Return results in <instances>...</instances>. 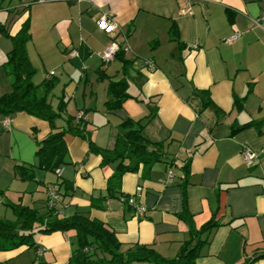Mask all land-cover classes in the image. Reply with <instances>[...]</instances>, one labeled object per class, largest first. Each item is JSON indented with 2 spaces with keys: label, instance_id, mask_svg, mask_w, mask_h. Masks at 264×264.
<instances>
[{
  "label": "crops",
  "instance_id": "1",
  "mask_svg": "<svg viewBox=\"0 0 264 264\" xmlns=\"http://www.w3.org/2000/svg\"><path fill=\"white\" fill-rule=\"evenodd\" d=\"M3 10L0 22L13 35L30 19L35 83L53 77L52 105L57 108L62 97L67 103L57 126L64 128L68 117L77 123L83 112L88 138L65 135L67 154L58 175L38 166V144L52 132L49 121L25 111L0 115V219L15 220L12 205L19 203L45 211L47 187L55 185L61 217L79 213L103 221L123 251L146 244L165 258L177 256L191 238L180 215L186 209L196 227L212 217L221 223L197 264H264V0H11ZM102 15L119 23L113 33L99 25ZM42 20L43 38L35 43ZM173 24L178 39L171 37ZM115 40L133 61L128 74L120 57L102 58ZM11 49L0 31V96L12 90L5 68ZM123 78L131 96L110 109V81ZM243 97L240 107L237 98ZM151 112L144 135L164 141L173 164L159 161L127 172L112 191L108 181L117 163L102 165L89 138L111 148L124 119ZM246 146L259 155L253 165L244 159ZM19 163L34 166L32 179L19 175ZM123 196H134L144 214ZM74 239V230L37 231L33 246L0 249V264H68Z\"/></svg>",
  "mask_w": 264,
  "mask_h": 264
},
{
  "label": "trees",
  "instance_id": "2",
  "mask_svg": "<svg viewBox=\"0 0 264 264\" xmlns=\"http://www.w3.org/2000/svg\"><path fill=\"white\" fill-rule=\"evenodd\" d=\"M0 31L12 41V49L5 62L12 90L0 96V115L10 116L16 112L25 111L49 121L52 132L38 144V166L56 171L64 163L67 154L65 135L74 133L88 138L87 123L83 117H78V122L74 124L75 117H68L64 128L60 129L57 126L56 122L63 116L67 103L62 97L57 108L52 105L51 92L56 85V80L53 77L45 79L41 83L34 81L37 68L33 65L28 54V43L32 39L30 19L25 20L20 30L14 35L1 22ZM170 33L172 38L178 39L179 31L175 24L171 27ZM115 56L123 60L124 73L128 74L133 61L124 58V49L122 48ZM128 88L129 82L125 78L110 81L111 97L107 101L110 109L122 107L124 101L131 96ZM207 92L206 90L195 91V94L204 95ZM211 103L212 101H208L204 107ZM237 104L243 107L244 97L237 98ZM216 111L221 112L220 109H216ZM153 115L154 113L151 112L140 119L130 117L124 119L119 125V131L111 148L97 146L89 138L90 149L102 156V165L117 163L116 170L108 181L112 191L120 185L121 178L125 173L137 172L142 167L149 169L156 162L168 161L169 153L166 143L151 141L144 135L145 124ZM245 125L234 127L232 133ZM167 163L170 166L173 164L172 161ZM34 169V166L22 163L17 166L19 175L26 179L34 177ZM185 181L186 186L188 176ZM184 194L186 199V191ZM12 208L16 216L15 220L0 219V249L15 248L24 244L33 246L35 244L34 234L37 231L50 233L74 230V249L68 264H125L127 262L197 264V260L201 257V250L208 242V235L221 224L216 217H212L200 227H196L191 213L185 209L180 215L189 223L191 238L182 245L177 256L165 258L154 247L146 244H135L123 251L122 242L114 230L103 221L79 213L61 217L56 205H50L48 198L45 203V211L21 203L12 205Z\"/></svg>",
  "mask_w": 264,
  "mask_h": 264
},
{
  "label": "built area",
  "instance_id": "3",
  "mask_svg": "<svg viewBox=\"0 0 264 264\" xmlns=\"http://www.w3.org/2000/svg\"><path fill=\"white\" fill-rule=\"evenodd\" d=\"M5 0H0V5L4 2ZM11 1V0H9ZM37 2H44L46 0H34ZM76 2H82L84 0H73ZM23 7L28 6V3L26 4L25 2H23ZM262 20L264 21V17H262ZM98 23L101 26V28H103L104 30H106L108 33H113L119 26V23L113 19L108 17L107 15H102L99 19H98ZM232 39H225L226 42H230L232 41ZM199 46V43L196 42L194 47ZM121 45L115 40L112 41L101 53L102 58L105 62L110 61L113 57H115L116 53L120 50ZM51 74H54V72L52 71ZM84 114L83 112L80 113L79 117H83ZM243 156L244 159L246 161L247 164L249 165H253L256 163V161L258 160V153L256 151H254L253 149H251L250 147L246 146L243 148ZM58 175L62 174V167H58L55 171ZM173 171L169 170V174H168V180H172L173 178ZM264 191V189H263ZM47 194H48V200H49V204L54 206L56 205L57 200L60 197V191L58 189L57 186L55 185H49L47 187ZM122 200L124 202L129 203L131 206H134L136 208V211L139 215L144 214L145 212V207L137 204L135 197L134 196H123ZM44 250L43 247H41L39 249V253H41Z\"/></svg>",
  "mask_w": 264,
  "mask_h": 264
},
{
  "label": "rangeland",
  "instance_id": "4",
  "mask_svg": "<svg viewBox=\"0 0 264 264\" xmlns=\"http://www.w3.org/2000/svg\"><path fill=\"white\" fill-rule=\"evenodd\" d=\"M14 1H17V0H14ZM8 5H9V0H5L1 5H0V10L1 9H4L3 11H5V12H7V9H8ZM41 15H38L37 14V16H36V19H39V17H40ZM0 18H2V15H0ZM45 24H46V20H42L41 22H36V26H35V29H34V35L36 36L35 38V43H38L39 41H41L42 40V38L43 37H41L42 36V34H43V31L45 30L44 29V26H45ZM33 30V29H32ZM40 37V38H39ZM34 43V44H35ZM46 44V43H45ZM47 44H49L48 42H47ZM37 73H38V71H37ZM37 73H36V75H37ZM39 74V73H38ZM35 75V76H36ZM35 80H37V77H34V81ZM12 87V86H11ZM142 263H146V262H142Z\"/></svg>",
  "mask_w": 264,
  "mask_h": 264
}]
</instances>
